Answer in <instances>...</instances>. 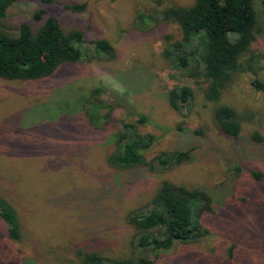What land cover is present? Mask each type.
<instances>
[{
	"label": "rangeland",
	"instance_id": "obj_1",
	"mask_svg": "<svg viewBox=\"0 0 264 264\" xmlns=\"http://www.w3.org/2000/svg\"><path fill=\"white\" fill-rule=\"evenodd\" d=\"M194 1L21 0L7 10L1 29L11 36L22 23L35 26L33 15L43 10V19L54 17L64 30H81L87 49L104 40L111 53L65 66L47 80L0 79V196L21 226L14 242L0 219V264H80L79 253L89 252L135 256L137 232L129 218L153 208L163 181L206 189L213 202L199 220L207 233L158 253L154 264H264V146L251 139L254 133L264 138V91L251 85L264 81V0H253L257 38L248 54L253 64L233 75L218 102L207 101L203 79L177 64L173 54L189 49L176 47L180 28L163 17L167 8ZM65 5L84 9L72 12ZM99 87L106 91L104 103L121 97L125 106L96 128L85 115ZM175 87L193 92L180 111L167 101ZM218 105L238 113L237 142L216 129ZM137 114L147 119L139 133L156 138L147 160L185 152L191 159L151 170L108 165L121 121L133 123ZM251 170L262 178H253Z\"/></svg>",
	"mask_w": 264,
	"mask_h": 264
},
{
	"label": "trees",
	"instance_id": "obj_2",
	"mask_svg": "<svg viewBox=\"0 0 264 264\" xmlns=\"http://www.w3.org/2000/svg\"><path fill=\"white\" fill-rule=\"evenodd\" d=\"M19 1L0 0V79L47 80L65 66L111 53L110 45L104 40L92 42L91 50L87 49L81 30H64L54 17L43 19V10L33 15L35 26L22 23L16 36L7 34L1 29V21L7 10ZM41 1L52 3V0ZM64 8L80 12L84 5H65ZM163 17L179 26L182 40L175 43L176 47L186 44L189 50L173 56L190 77L203 79L202 91L207 101L218 102L233 75L253 64L252 55L248 56L257 38L253 0H195L188 7L167 8ZM251 85L257 91H264V81L252 80ZM105 92L104 88L93 89L86 111L88 123L96 128L110 121L115 108L125 106L121 97L104 103L100 97ZM192 100L193 92L188 87H175L167 94L170 107L177 111ZM103 110L104 114L101 113ZM213 118L216 129L224 138L232 142L240 139V118L232 107L216 106ZM146 122V116L142 114H137L133 123L121 121V127L113 137V152L107 157L108 165L120 170H151L191 159L190 152H185L163 155L155 161L147 160L145 155L156 138L152 134L139 133L138 126ZM251 139L264 146V138L258 133H254ZM235 170L241 171V168ZM249 173L256 180L262 178L259 172L251 170ZM209 193L198 186L185 187L163 181L152 199L153 208L129 218L137 232L134 240L136 255L109 258L95 252L79 253L80 264H154L158 253L168 251L176 244L195 242L207 233L201 229L199 220L202 214L212 211L213 201ZM0 219L7 227L9 238L18 242L20 222L14 208L1 196Z\"/></svg>",
	"mask_w": 264,
	"mask_h": 264
}]
</instances>
